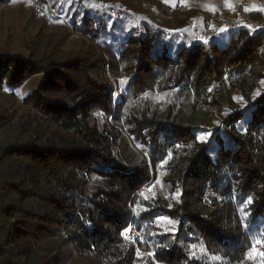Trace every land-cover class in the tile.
<instances>
[{
    "label": "trees",
    "instance_id": "trees-1",
    "mask_svg": "<svg viewBox=\"0 0 264 264\" xmlns=\"http://www.w3.org/2000/svg\"><path fill=\"white\" fill-rule=\"evenodd\" d=\"M97 2L71 1L78 50L44 28L0 48V264H262L264 30L175 44L141 20L107 42Z\"/></svg>",
    "mask_w": 264,
    "mask_h": 264
},
{
    "label": "rangeland",
    "instance_id": "rangeland-1",
    "mask_svg": "<svg viewBox=\"0 0 264 264\" xmlns=\"http://www.w3.org/2000/svg\"><path fill=\"white\" fill-rule=\"evenodd\" d=\"M35 0H2L0 3V48L7 50L13 54L25 55V40L28 37L35 35L39 29L44 28L50 32H67V37L63 42V49L78 50L80 48V37L71 34V26L69 24L68 12L71 8L72 0H57V3L62 6V13L58 15L52 8V0H37L39 4L45 6L47 10L39 18H34L33 12L37 6H34ZM77 0H74L76 2ZM169 9L166 13H159L151 4L141 0H98V4L108 8L105 16L106 35L105 40L108 42L110 37L118 33L124 35L128 29L138 28L140 21L149 22L150 25H155L163 29L164 35L175 44L189 43L191 38L208 43L211 38L218 37L227 30H236L241 26H251V29L264 30V0H228V5L225 0H163ZM182 6L190 8L195 12L193 23H186L185 29H180L176 23L175 13L172 8ZM83 8L73 7L70 14L79 12ZM247 9V10H246ZM42 13V12H40ZM121 13V17L119 14ZM250 13H259L260 18L250 19L243 18L244 15ZM48 14V15H47ZM70 15V16H71ZM61 16V18H57ZM208 19L206 31H201L197 34L195 27L201 28V21ZM212 26V27H210ZM225 29V31H221ZM117 35V34H116ZM169 44L168 42H165ZM177 47L168 50L167 54L171 57L175 55ZM131 229V228H130ZM129 230V229H128ZM127 230V235L132 238L127 241H134L136 238ZM195 256H199L201 252L196 249ZM143 253L138 251V256Z\"/></svg>",
    "mask_w": 264,
    "mask_h": 264
},
{
    "label": "snow or ice",
    "instance_id": "snow-or-ice-1",
    "mask_svg": "<svg viewBox=\"0 0 264 264\" xmlns=\"http://www.w3.org/2000/svg\"><path fill=\"white\" fill-rule=\"evenodd\" d=\"M225 4L228 5V0H225ZM246 10H247V9H246ZM210 27H212V26H210ZM248 27H249V29H250V31H251V30H252V29H251V26H248ZM221 31H225V29H221ZM119 83H120L121 85L125 84V83H126V79H121V80L119 81ZM198 139L201 140V141H204V140L206 139V137H205L204 135H200V136H198ZM251 202H252V198L249 197L248 200L246 201V203H247V204H251ZM159 219H164V218H159ZM122 235H123V234H122ZM256 246H264V239H258V240H256V241H255V244L253 245V249H255ZM253 254H254L255 256L259 257V258L261 259L262 264H264V250H261V251H259V252H255V251H254ZM150 255H151V253H150Z\"/></svg>",
    "mask_w": 264,
    "mask_h": 264
},
{
    "label": "built area",
    "instance_id": "built-area-1",
    "mask_svg": "<svg viewBox=\"0 0 264 264\" xmlns=\"http://www.w3.org/2000/svg\"><path fill=\"white\" fill-rule=\"evenodd\" d=\"M33 4H34V6H37L35 8V11L33 12L34 18H39V16H41L43 13H46L48 11L47 8L45 6H42L41 4H39L37 2V0H35ZM40 12H42V13H40ZM48 13L53 15V12L51 10H49ZM119 16L121 17V13L119 14ZM57 18H61V16H57Z\"/></svg>",
    "mask_w": 264,
    "mask_h": 264
},
{
    "label": "bare ground",
    "instance_id": "bare-ground-1",
    "mask_svg": "<svg viewBox=\"0 0 264 264\" xmlns=\"http://www.w3.org/2000/svg\"><path fill=\"white\" fill-rule=\"evenodd\" d=\"M126 234H127V231L124 233V238L126 239L132 238V236H129V235L126 236Z\"/></svg>",
    "mask_w": 264,
    "mask_h": 264
},
{
    "label": "water",
    "instance_id": "water-1",
    "mask_svg": "<svg viewBox=\"0 0 264 264\" xmlns=\"http://www.w3.org/2000/svg\"><path fill=\"white\" fill-rule=\"evenodd\" d=\"M128 229H129V228H128ZM128 229H127V230H128ZM127 230H126V231H127ZM126 231H125V232H126ZM125 232H124V233H125Z\"/></svg>",
    "mask_w": 264,
    "mask_h": 264
}]
</instances>
